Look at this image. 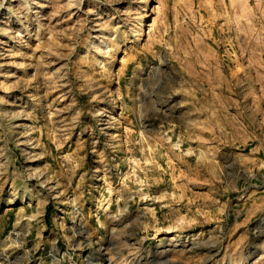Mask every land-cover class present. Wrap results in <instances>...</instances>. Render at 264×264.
Instances as JSON below:
<instances>
[{
    "label": "rangeland",
    "instance_id": "1",
    "mask_svg": "<svg viewBox=\"0 0 264 264\" xmlns=\"http://www.w3.org/2000/svg\"><path fill=\"white\" fill-rule=\"evenodd\" d=\"M254 110L264 0H0V264H264L216 126Z\"/></svg>",
    "mask_w": 264,
    "mask_h": 264
},
{
    "label": "crops",
    "instance_id": "2",
    "mask_svg": "<svg viewBox=\"0 0 264 264\" xmlns=\"http://www.w3.org/2000/svg\"><path fill=\"white\" fill-rule=\"evenodd\" d=\"M249 114L253 118H264L262 111L254 110ZM216 126L228 128L225 134L227 153L234 156L238 165L235 183L230 185L232 173L229 168L220 174V180L227 184L222 195L226 209L224 218L226 222L238 225L264 213V123H248L242 113L237 115L236 121H219Z\"/></svg>",
    "mask_w": 264,
    "mask_h": 264
},
{
    "label": "bare ground",
    "instance_id": "3",
    "mask_svg": "<svg viewBox=\"0 0 264 264\" xmlns=\"http://www.w3.org/2000/svg\"><path fill=\"white\" fill-rule=\"evenodd\" d=\"M102 115H104L103 113H101V114H99V116H102ZM141 122V121H140ZM100 123H102V122H100ZM142 124V123H141ZM144 125V124H143Z\"/></svg>",
    "mask_w": 264,
    "mask_h": 264
}]
</instances>
